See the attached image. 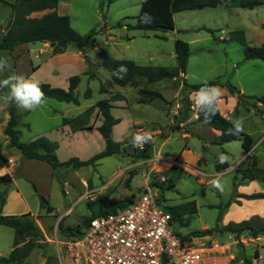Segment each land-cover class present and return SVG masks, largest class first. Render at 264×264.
<instances>
[{"label": "rangeland", "instance_id": "374dc122", "mask_svg": "<svg viewBox=\"0 0 264 264\" xmlns=\"http://www.w3.org/2000/svg\"><path fill=\"white\" fill-rule=\"evenodd\" d=\"M3 1L8 4L15 2ZM144 1L119 0L108 4L107 0H60L58 12L70 18L72 27L84 39H87L90 32H96L88 41L84 53L87 66V59L97 65V79L89 81L87 76L78 74L80 69L73 62L67 63L65 74L77 73L75 76H81V83L75 91L81 104L76 106L46 100L33 111L20 110L21 122L31 126L30 130L23 125L19 127L22 132L21 141L28 142L43 135L58 143L57 155L61 162L73 158L87 161L106 148L105 136L97 132L94 123L96 104L110 100L114 107L111 113L119 120V124L112 128L110 138L121 144V149L118 154L90 166L59 168L53 172V179L43 166L32 163L25 168L27 177L15 176L10 189L3 191L9 201L8 214H2L1 206L0 214H29L28 219L41 232L25 264H58L57 247L53 241L56 236L60 241L64 240L66 234L60 229L61 226L82 228L93 214L126 201L127 198L140 197L147 189L157 194L159 205L164 208L196 201L198 214L186 216L183 225H175L174 229L183 236L219 230L234 222L240 224L244 222L237 216L240 212L246 220L249 219L251 225H264V199L249 201L242 197L249 193H264L261 175H258L259 180L255 182L243 178L249 168H254V161L248 158L240 163L244 154L242 143L234 141L223 146L210 144L209 150L205 152L200 136H183L194 125L188 108L189 95L183 96L184 83L198 85L220 79L222 82L230 81L246 96L263 94L264 63L259 60L245 61V48L235 40L244 39L249 47L262 45L264 4L255 10H247L222 0L217 8L176 14L174 31L145 33L128 29V26L136 24ZM10 13L7 8L0 11L1 36L6 32L3 26H6ZM203 27L214 30L215 34L195 31ZM177 40L187 42L191 51L186 73H181L177 79L142 84L139 87H119L113 81V74L100 66L109 58L134 61L141 67L173 69L178 66L175 51ZM40 49H43L41 43L30 45L32 58ZM75 50V47H69V52ZM4 57H7L9 67L0 72V80L12 75L30 79L32 70L28 58L16 63V60L8 56V52H0V58ZM33 60L35 63L41 61ZM101 87L104 93L100 92ZM88 88L92 90V97L86 100L84 94ZM140 89L162 92L167 100L149 102L139 93ZM8 91L7 88L0 90V96ZM178 91L179 95H176ZM224 99L221 96L219 100L223 102ZM177 102L181 104V110L175 116ZM12 103L0 100V123L3 121L2 114L9 110ZM241 106L252 107L253 101L246 100ZM64 118H68L69 123L65 124L67 127H63ZM242 121L243 132L252 133L258 141L264 137V116L245 113ZM66 129H69L68 136L62 134V130ZM206 132V136H211ZM137 133H150L153 137L146 157H139L134 152L132 141ZM4 140L8 139L2 134L0 150L2 159L7 162L12 154L8 148L9 143L7 146ZM263 151L264 146H258V157L264 166ZM227 153L230 155L227 156ZM203 155L207 161L197 164ZM221 155L228 157L226 161L232 167L231 170H227L229 164L220 161ZM199 172L210 176H202ZM201 179L206 182H201ZM214 180L221 182L223 191L213 187ZM40 196L54 208L52 213L42 208ZM228 202L230 206L235 204L229 208L226 207ZM221 212L223 223L222 219L218 222ZM255 213H258V218ZM205 237L206 242L211 241L220 247L211 254L208 264H245V259L251 260L253 264H264V236L251 238L248 232H244L237 238L229 233L214 232ZM29 240L36 238H17L12 229L0 227V259L11 253L14 242L22 247ZM256 253L259 259H255Z\"/></svg>", "mask_w": 264, "mask_h": 264}, {"label": "trees", "instance_id": "16d2710c", "mask_svg": "<svg viewBox=\"0 0 264 264\" xmlns=\"http://www.w3.org/2000/svg\"><path fill=\"white\" fill-rule=\"evenodd\" d=\"M119 0H107L108 4L115 3ZM234 4L237 8L255 10L264 4V0H226ZM60 0H15L14 3L8 4L3 0H0V8L3 5H9L12 9L11 20L8 24L7 30L3 36L0 35V52H13L17 46L23 44H36V43H48L53 48V54L59 55L68 51L70 46L84 55L85 47L88 41L96 34L95 31L89 33L87 39H84L71 25V20L68 16L59 15L57 12ZM222 3V0H146L142 3L140 13L136 18V24L134 26H128L130 30H138L142 32H161L166 33L174 31L176 28L175 15L186 11L203 10L208 8H217ZM47 10L53 11L52 13L45 14L44 16L32 17L34 13H40ZM147 13L152 19L146 23H142L141 17ZM121 27V25L119 24ZM264 29V26H263ZM1 30V22H0ZM206 31L212 35L215 34L214 30L207 29L205 27L195 30ZM241 46L245 48V61L259 60L264 63V41L259 47H249L244 39L235 40ZM176 58L178 66L169 68H155V67H141L133 61L129 60H112L107 58L101 63V67L113 74V81L119 87H126L131 85L132 87H139L142 84H153L166 79H177L180 74L186 73V68L191 55L190 45L187 42L177 40L175 42ZM88 70L85 72V76L89 81L97 79L95 73L97 65L93 64L87 59ZM124 66L127 68L126 73H120L119 68ZM122 77V78H121ZM69 89L64 90L61 88H54L49 84H40L41 89L45 93V100H55L62 103L80 105V100L75 91L81 83V76H73L69 79ZM207 84L208 86H217L226 88L232 95L238 97V105L233 113L237 116L239 108L246 100L253 101V108L259 111V106H264V92L260 96H246L242 92L231 84L230 81L222 82L220 79L210 81L204 84L188 85L184 83L183 96L189 95L192 92H198L202 86ZM204 90L210 91L207 88ZM101 93H104V88L101 87ZM139 93L149 102L155 100H164L162 94L156 91L147 89H140ZM92 90L88 88L84 94V98L91 99ZM96 108L99 111V117L102 120V125L98 128V131L105 136L110 134L113 127L119 124V120L114 118L111 109L113 106L110 104V100H102L96 104ZM217 109L215 114L213 110ZM21 109H18L15 103H12L9 107L10 121L4 129V135L9 138L11 146L19 151L21 155V161L16 166V173L5 174L0 176V188H10L15 176L21 177V171L26 161H40L47 163L54 171L63 167L80 168L90 166L94 162L102 160L106 157L118 154L121 149V144L115 143L111 138L107 139L105 150L92 157L87 161H80L73 158L67 162H61L58 158L57 151L59 145L57 142L51 141L45 136L38 137L30 142L21 141V131L19 127L22 125V113ZM206 115L210 117V122L205 123ZM197 122L202 126H209L221 134L217 137L212 145L223 146L227 143L234 141H240L242 143L243 150L249 153L254 146V140L251 136L245 132H241L239 135H235L236 129L233 123L224 117L216 102L206 103L201 106L198 111ZM64 123H68L67 119H64ZM25 127L30 130V125L26 124ZM231 130V131H229ZM148 146L147 153L139 157H146L152 143H146ZM254 168H249L246 174L243 175L244 180H259L258 175L264 181V169L257 168L256 160L253 157ZM247 158V159H248ZM203 158L199 161L201 163ZM249 174V175H248ZM34 186V185H33ZM37 191L36 186H34ZM243 198L249 201L264 199V193H257L252 195H243ZM41 206L47 213H52L54 208L50 206L49 202L40 196ZM133 197L127 198L126 201L119 202L112 207L105 208L103 211L93 214V216L86 220L84 226L76 228H63L61 230L66 235L80 234L83 228L90 222V220L101 214H108L114 212L117 208L127 206V204L133 202ZM6 204V195L0 190V206L4 207ZM230 206V202L226 207ZM166 210L171 213L173 222L176 225H183L184 219L189 215L198 214V205L196 201H190L180 205L167 206ZM29 214L22 216H4L0 214V226L10 228L14 231L15 237H35L36 240H29L22 247H18L17 242H14V247L11 253L0 259V264H25L29 258L31 252L36 246L38 238L41 237V232L35 225V223L29 220ZM222 219V212L218 218V222ZM61 225V223H60ZM217 232L218 234H232L239 238L244 232H248L251 238H258L264 236V225H258L257 227L251 225L249 221H244L240 224L230 223L222 229L206 230L204 232L191 233L193 236L205 237ZM255 259H259V254L256 253ZM245 264H253L251 260L245 259Z\"/></svg>", "mask_w": 264, "mask_h": 264}, {"label": "built area", "instance_id": "2783aa9c", "mask_svg": "<svg viewBox=\"0 0 264 264\" xmlns=\"http://www.w3.org/2000/svg\"><path fill=\"white\" fill-rule=\"evenodd\" d=\"M197 93L189 94L188 108L198 119L203 104ZM180 110L177 102L176 114ZM159 204L147 189L127 206L93 217L80 234L63 241L56 236L58 264H208L220 247L206 237L178 233L171 213Z\"/></svg>", "mask_w": 264, "mask_h": 264}, {"label": "crops", "instance_id": "0c3cea01", "mask_svg": "<svg viewBox=\"0 0 264 264\" xmlns=\"http://www.w3.org/2000/svg\"><path fill=\"white\" fill-rule=\"evenodd\" d=\"M59 4H60V2H59ZM4 8L10 9V11H11L10 16H9L10 18H9L6 26H3L4 30H7L8 24H9V22L11 20L12 9H11V7L9 5H3V6H1L0 11L2 9H4ZM58 8H59V6H58ZM52 12L53 11H51V10H47V11L40 12V13H34L32 15V17L40 18V17L44 16L45 14L52 13ZM57 12H58V9H57ZM39 14H40V16H37ZM58 14L60 15L59 12H58ZM1 24H2V22H1ZM36 44H23V45L17 46L14 49L13 52H8V56L10 58L16 60V63L19 62L21 59H25V58L29 59V61L31 63V70H32V73L29 76V78L31 80L39 79L38 80L39 84H49V85H51L54 88H61V89H64V90H68L69 86H70L69 79L71 77L75 76V74H77V73L65 74V71H66L65 70V65L67 63H70V62L71 63L73 62L75 64V66L78 67V69H80L78 74H80L81 76H85L84 74L88 70V66L86 65V59L84 58V56L80 52H78L76 50L72 51V52H69V49H68V51L63 53V54L54 55L53 54V48L51 47L50 44L41 43L43 49H40L39 51H37V54L35 55V57H33L35 59H40L41 61L39 63H35L33 58H32V51L30 50V45H36ZM160 82H162V81H160ZM153 84H155V83H153ZM219 88L222 90V95L221 96L225 97L223 102H221L220 100L218 102V106H219L220 112H221V114L224 117L229 119L231 122L234 121L237 118L243 120V116H244L245 113L249 114V115H251L252 113H255V114L259 113L260 115L264 116V106H260V105H257V106H259V111L258 110L256 111L253 108V106L252 107H250V106H244V107L240 106L238 115L234 116L233 113L235 111V108L238 105V97L235 96V95H232L230 93V91L228 89H226V88H221V87H219ZM207 92H209V94H210V91H207ZM159 93L162 94V96L164 97V100H167L166 96L162 92H159ZM176 95H179V91L176 93ZM219 103H221V104H219ZM80 104H81V102H80ZM83 114L79 115L78 117L82 116ZM178 114H180V112ZM178 114H176V112L174 113L175 116L178 115ZM2 115H3V121L0 123V136H2V134H4V129L6 128L8 122L10 121V114H9L8 110H7V112H4ZM191 115H192V121H194V125L192 126L193 128H192L191 131H189L187 133H183V136L184 137H189V135H191V134H197L198 136H200V139L204 143V149H205V152H206L207 150H209V147H210L209 145L211 144V142H213L217 137H219L221 133L219 131L214 130L213 128H211L209 126H202L201 124H199L197 122V118H195L194 114L191 113ZM78 117H76V118H78ZM64 119L68 120V118H64ZM65 124L66 123H64V120H63V127H67V125H65ZM22 125L25 127L26 124L22 123ZM101 125H102V120L99 117V111L97 109L96 119H95V123H94V128L97 130V132H98V128ZM30 128H31V126H30ZM68 130L67 129L66 130H62V134L64 136H68ZM205 131H207L206 133H210L211 136L210 135L206 136L205 135ZM246 134H248L249 136L252 137V139L254 140V146H253V149L249 153H246L243 150L244 154H243L242 158L240 159V163H243L244 160L247 159L248 157H253L254 160H256L257 168L264 169L263 163L261 162L260 158L258 157V146H264V137L261 138L260 141H258V139L254 138V135H252V133L251 134L250 133H246ZM41 136H43V135H39V136L35 137L34 139H36L38 137H41ZM7 139L8 140H4V143L7 146H8V143H9L10 147L8 146V148H9V151L11 152V154H12V157H10L7 162H5L2 159L3 154H2V151L0 150V176H3L5 174H13V175H15L16 166L21 161V155L18 154L17 150H15L11 146L10 140H9L8 137H7ZM34 139H32V140H34ZM28 142H30V141H28ZM261 154H262V158H263L264 151ZM226 155L229 156L230 154L227 153ZM202 158H203V160H206V157L203 155V156L200 157L199 161ZM199 161H198L197 164H199ZM31 163L43 166L46 169L47 173L50 175V178L53 179V170H52V168L47 163L40 162V161H35V160L26 161L24 163L22 171H21V177H27L25 168ZM223 163L229 164L227 161H225ZM231 168L232 167L229 164L227 170H231ZM2 169H5V170L1 171ZM199 173L202 176H205V177L210 176V175H208V174H206L204 172H199ZM200 181L201 182H206L205 179H201ZM245 181H248V180H245ZM245 181L243 180L242 183L245 184L244 183ZM249 181L250 182H255V181H258V180H249ZM13 183H14V181H13ZM9 189L10 188L5 189L4 187L0 188L1 191H6V190H9ZM244 195H252V194L249 193V194H244ZM238 201L241 202V204H242V200H240V198L238 199ZM254 201H256V200H254ZM243 203L246 204L247 202L243 201ZM234 204H232V205L234 206ZM241 204H239V205H241ZM231 206L229 208L233 207V206L232 207ZM242 206H238V207H242ZM8 208H9V201H8V198H7L6 199V204H5V206L3 207V210H2V214H4V215L8 214L7 213V209ZM255 214L257 215V218H258V213H255ZM237 216L242 218L243 221H248L249 220V219L246 220V217H243L244 215L241 212ZM223 219H224V217H223ZM223 219H222V223H223ZM238 222L240 223V221H238ZM234 223L237 224V222H234ZM0 227H3V226H0Z\"/></svg>", "mask_w": 264, "mask_h": 264}, {"label": "clouds", "instance_id": "9594fccd", "mask_svg": "<svg viewBox=\"0 0 264 264\" xmlns=\"http://www.w3.org/2000/svg\"><path fill=\"white\" fill-rule=\"evenodd\" d=\"M146 18L148 21H151V17L145 13L143 17H141L142 23H146ZM9 67L8 59L7 57L0 58V72H4ZM120 73H126L127 68L124 66H121L119 68ZM122 78V77H121ZM7 88L9 91L7 93H4L2 96H0V100H2L4 103H10L14 102L18 109L25 110V111H33L36 108H38L45 100V93L40 87V84L38 81H34L31 79H26L23 76L18 75H12L9 76L6 79L0 80V90ZM204 88H207L210 90L209 92H206ZM198 102L201 104L206 103H212L216 102L218 104L219 99L222 95V90L217 86H208L205 84L202 86V88L198 91ZM217 109L213 110V114ZM210 117L206 115L205 117V123L210 122ZM236 132L235 135H239L241 132L244 131L243 129V121L242 119H235L232 121ZM231 131V130H229ZM153 140V137L150 133L148 134H140L137 133L133 137V144L136 147H142L144 144L149 143ZM228 159V157L221 155L220 161L225 162ZM213 187L219 189L220 191H223V185L219 180H214Z\"/></svg>", "mask_w": 264, "mask_h": 264}, {"label": "water", "instance_id": "95a60500", "mask_svg": "<svg viewBox=\"0 0 264 264\" xmlns=\"http://www.w3.org/2000/svg\"><path fill=\"white\" fill-rule=\"evenodd\" d=\"M109 138H110V134H106V135H105V140H107V139H109ZM147 149H148V146L145 145L144 148H142V149H135L134 152H135L137 155L141 156V155L146 154Z\"/></svg>", "mask_w": 264, "mask_h": 264}]
</instances>
